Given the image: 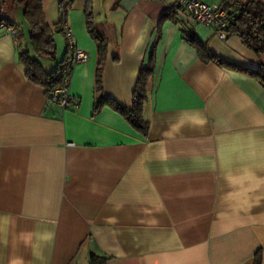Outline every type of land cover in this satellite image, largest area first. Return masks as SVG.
Wrapping results in <instances>:
<instances>
[{"label": "crops", "instance_id": "0c3cea01", "mask_svg": "<svg viewBox=\"0 0 264 264\" xmlns=\"http://www.w3.org/2000/svg\"><path fill=\"white\" fill-rule=\"evenodd\" d=\"M85 1L43 0L57 46L55 60L39 59L45 70L67 56L61 7L89 55L70 88L77 111L25 78L23 10L10 2L0 14L18 29L0 31V264H89L91 254L108 264H254L259 250L264 264V86L240 69L264 66V53L178 6L92 0L108 44L107 98L132 107L154 55L145 136L108 106L94 115L98 48ZM191 32L234 67L203 62Z\"/></svg>", "mask_w": 264, "mask_h": 264}, {"label": "trees", "instance_id": "16d2710c", "mask_svg": "<svg viewBox=\"0 0 264 264\" xmlns=\"http://www.w3.org/2000/svg\"><path fill=\"white\" fill-rule=\"evenodd\" d=\"M222 7L236 14L235 21L229 26L228 33L241 39L243 44L256 55L264 53V2L258 0H221ZM23 10L25 20L30 26L31 49H21L19 61L24 67L25 78L45 90L50 99L51 93L60 87L61 82L55 72H48L39 59L55 60L57 46L54 33L47 22L43 8V0H0V14L9 3ZM85 15L87 29L98 48V64L96 70V84L94 90V115L108 106L118 112L138 132L147 136L149 122L144 116V109L149 100V84L155 71L154 55L150 63L139 73L137 84L133 92L132 107H125L104 94L103 70L107 58L108 44L103 34L97 31L93 20L92 0L85 1ZM187 40L198 50L203 62L214 61L219 65L234 67L216 55L212 54L199 41L194 32L187 33ZM238 68V67H236ZM239 69V68H238ZM247 74L257 79L264 86V66L257 70L243 69ZM111 258L103 255L91 254L89 264H108ZM254 264H263L262 251L255 255Z\"/></svg>", "mask_w": 264, "mask_h": 264}, {"label": "built area", "instance_id": "2783aa9c", "mask_svg": "<svg viewBox=\"0 0 264 264\" xmlns=\"http://www.w3.org/2000/svg\"><path fill=\"white\" fill-rule=\"evenodd\" d=\"M167 7L178 6L192 15L201 25L213 29L217 36L223 40L228 38V28L235 21L236 14L222 6H211L203 0H158ZM62 23L68 39V51L65 59L60 63L56 76L61 85L50 95V101L64 110L77 111L81 101L71 93V84L77 66L87 63L89 55L76 45L73 32L66 20L64 7L60 8ZM6 30L13 37H17L18 29L8 23H0V31Z\"/></svg>", "mask_w": 264, "mask_h": 264}]
</instances>
